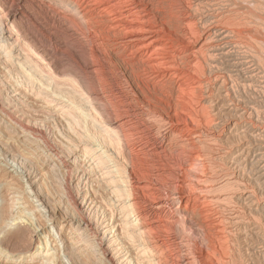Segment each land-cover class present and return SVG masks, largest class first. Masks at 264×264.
<instances>
[{
  "label": "bare ground",
  "instance_id": "6f19581e",
  "mask_svg": "<svg viewBox=\"0 0 264 264\" xmlns=\"http://www.w3.org/2000/svg\"><path fill=\"white\" fill-rule=\"evenodd\" d=\"M232 1L0 0V264H243L254 195L208 171Z\"/></svg>",
  "mask_w": 264,
  "mask_h": 264
},
{
  "label": "rangeland",
  "instance_id": "374dc122",
  "mask_svg": "<svg viewBox=\"0 0 264 264\" xmlns=\"http://www.w3.org/2000/svg\"><path fill=\"white\" fill-rule=\"evenodd\" d=\"M234 1L236 2H232L234 3V6L236 5L235 10L237 7L240 8L235 12L236 14L239 12V16L237 15L239 18L236 15L235 18L238 20L241 18L239 22H242L241 24L244 25V27H240V29H247V32L250 33L249 35L248 33L247 35H245L246 33H243L240 35V37L242 36L241 38H238L239 35L236 37L239 42L242 40V43L244 41V43L248 44L246 49H244L246 44L243 43L244 46L239 45L238 49L235 50V55H239L234 56L236 58L235 60L237 61L236 64H241V66L239 65L237 66L238 68H236L234 65L232 68H227L223 66L224 62L222 59H217L219 62L222 60V64L218 62L219 70L217 69V72L215 70L213 71V73L216 72L215 75H218L217 77L219 80H217V82L213 81L214 83L210 85V88L212 89L214 95L217 96H215L217 98H215L217 100V102L215 101L217 103H215L216 111H219L222 115L221 125L216 129L217 131L215 130V132L222 135L220 140V142H222L219 143V147L217 145L213 147V153L216 160L212 166L213 168L208 171H210V173L219 181H221L222 177L225 175H229L231 178L233 175V179H236L239 184H248L244 186H247L248 190L250 189L254 197L252 196L253 198L247 202L239 201L237 202L238 204L232 205L237 208L239 213L241 211L240 215H242L240 217H242L241 219L243 222L246 221L245 223H247L249 220L247 218H253L257 223H260H258L259 226H257V224L256 226L261 229L258 230V232L256 229H254V227L248 226L245 223L242 224L240 229L241 236L238 238V246L239 251L243 254L242 257H244L243 264H264V238H262V235H264V39L262 38L264 37V1L262 0L263 4L261 1V3L259 1L255 3L253 0H251L253 2H250V0L247 2L246 0ZM240 2H243L244 5L242 3L240 4ZM236 3L238 5L240 4L241 6H237ZM245 4H248L251 9L249 10L250 7L248 8V5L245 6ZM242 6L244 7L242 8ZM243 12L245 15H243ZM246 14L249 16V18ZM245 24L252 31L247 28ZM254 28L257 31L255 33H251L255 31ZM252 36H254L253 39ZM240 46L243 47L241 48L242 52L239 49ZM110 90L114 92L118 90V87L116 84H113ZM223 97H226L224 98L225 100L222 99ZM177 118L180 119V116H177ZM201 149L205 154H207V149L205 146L201 147ZM234 188L236 187H228L224 189V192L227 191L226 193H228L233 191ZM244 217L246 218L244 219ZM255 231H257V233ZM26 240L28 248H32L37 244V240L30 238V236L26 237ZM22 249L23 247L17 248V250Z\"/></svg>",
  "mask_w": 264,
  "mask_h": 264
}]
</instances>
